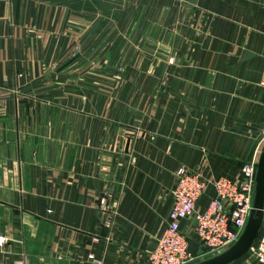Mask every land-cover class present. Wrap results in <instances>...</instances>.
Masks as SVG:
<instances>
[{
	"label": "crops",
	"instance_id": "crops-1",
	"mask_svg": "<svg viewBox=\"0 0 264 264\" xmlns=\"http://www.w3.org/2000/svg\"><path fill=\"white\" fill-rule=\"evenodd\" d=\"M263 71L264 0H0V264H147L178 167L257 162Z\"/></svg>",
	"mask_w": 264,
	"mask_h": 264
},
{
	"label": "built area",
	"instance_id": "built-area-1",
	"mask_svg": "<svg viewBox=\"0 0 264 264\" xmlns=\"http://www.w3.org/2000/svg\"><path fill=\"white\" fill-rule=\"evenodd\" d=\"M259 85L264 87V71ZM264 139V125L262 127ZM256 161L244 163L241 177L233 181L224 177L207 175L203 169L189 170L183 166L175 171L172 205L167 214V224L153 249L147 254V264H194L213 257L232 246L242 234L248 221L253 202ZM211 185L214 196L204 207H196L197 200ZM104 211V207L99 205ZM113 215L104 223L111 224ZM180 221L190 224L192 236L200 250L188 249V235L180 229ZM262 235L247 252L256 264H264V207ZM3 239L0 238V245ZM89 264H107L94 255H88ZM14 264H27L25 257Z\"/></svg>",
	"mask_w": 264,
	"mask_h": 264
},
{
	"label": "water",
	"instance_id": "water-1",
	"mask_svg": "<svg viewBox=\"0 0 264 264\" xmlns=\"http://www.w3.org/2000/svg\"><path fill=\"white\" fill-rule=\"evenodd\" d=\"M129 139H127V145L129 144ZM112 159V155H109ZM111 162L105 163V166H110ZM104 174H107L104 172ZM102 187L100 186V194L97 204L100 205L101 198L103 196ZM263 207H264V145L260 151L257 163H256V173H255V186L254 195L252 202V209L246 223V226L240 235L239 239L228 249L221 252L220 254L199 261L194 264H230L243 255H245L254 241L259 235V231L262 226L263 221ZM105 218V217H104Z\"/></svg>",
	"mask_w": 264,
	"mask_h": 264
},
{
	"label": "rangeland",
	"instance_id": "rangeland-1",
	"mask_svg": "<svg viewBox=\"0 0 264 264\" xmlns=\"http://www.w3.org/2000/svg\"><path fill=\"white\" fill-rule=\"evenodd\" d=\"M206 258H209V257H206ZM199 262V261H198Z\"/></svg>",
	"mask_w": 264,
	"mask_h": 264
}]
</instances>
